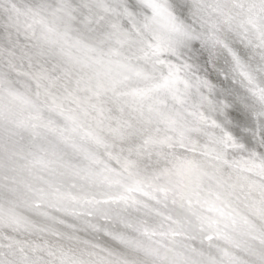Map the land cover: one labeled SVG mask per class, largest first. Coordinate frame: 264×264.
Returning a JSON list of instances; mask_svg holds the SVG:
<instances>
[{
    "label": "snow or ice",
    "instance_id": "6c2138e0",
    "mask_svg": "<svg viewBox=\"0 0 264 264\" xmlns=\"http://www.w3.org/2000/svg\"><path fill=\"white\" fill-rule=\"evenodd\" d=\"M0 264H264V0H0Z\"/></svg>",
    "mask_w": 264,
    "mask_h": 264
}]
</instances>
